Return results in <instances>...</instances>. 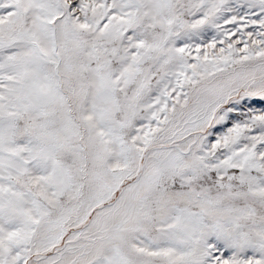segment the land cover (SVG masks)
<instances>
[{
  "label": "snow or ice",
  "instance_id": "6c2138e0",
  "mask_svg": "<svg viewBox=\"0 0 264 264\" xmlns=\"http://www.w3.org/2000/svg\"><path fill=\"white\" fill-rule=\"evenodd\" d=\"M0 264H264V0H0Z\"/></svg>",
  "mask_w": 264,
  "mask_h": 264
}]
</instances>
